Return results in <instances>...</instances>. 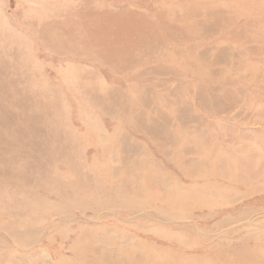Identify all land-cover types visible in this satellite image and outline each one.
<instances>
[{"label":"rangeland","instance_id":"374dc122","mask_svg":"<svg viewBox=\"0 0 264 264\" xmlns=\"http://www.w3.org/2000/svg\"><path fill=\"white\" fill-rule=\"evenodd\" d=\"M52 29L84 32L77 41L90 34L100 45L57 52L41 40L43 35L59 45ZM17 48L62 93L57 106L69 110L60 123L79 134L74 152L88 165L105 162L98 175L110 204L48 218L63 198L48 192L49 184L35 185L33 195L45 211L37 206L26 219L43 228L30 244L11 233L14 242L0 241L6 258L18 264H116L111 259L126 253L144 263L174 264L184 254L194 263L264 264V0H0V61L17 66ZM86 70L93 72L85 78L105 109L100 100L86 101L72 83L86 82L80 79ZM27 71L37 75L30 62ZM84 109L91 120L81 117ZM29 199L16 197L8 211ZM201 200L213 204L204 207ZM85 230L102 239H131L121 238L126 250L106 241L74 245ZM7 250L17 258L7 257ZM104 255L109 261H101ZM0 264H9L2 253Z\"/></svg>","mask_w":264,"mask_h":264},{"label":"bare ground","instance_id":"6f19581e","mask_svg":"<svg viewBox=\"0 0 264 264\" xmlns=\"http://www.w3.org/2000/svg\"><path fill=\"white\" fill-rule=\"evenodd\" d=\"M49 15H51V13ZM53 15L56 18L58 13H53ZM61 16H63V14L59 15L60 18ZM49 31L51 36H59V43L61 45H51L50 40H46V38L44 39L43 35H41V40L44 41V44L47 48L57 52L66 53V51L76 50L79 53H82L85 49L94 50V48L97 47L95 45H100L98 43L100 38L90 37V34L85 36L84 41H77L76 37L78 35H82L84 37V32H80L78 35L71 32L67 33L68 35H62L58 34L56 29ZM42 33L46 34V31ZM17 49L18 50H16L15 53H18L21 60L17 62V66L10 64L7 59L0 61V205L4 206L2 211H0V217L3 218L7 216L8 218H11L8 223L0 219V224H3L2 228L7 232V236L0 237V241H4L5 238L10 240L11 233V235L14 236V238L19 242L30 244L31 236L38 230H41L43 226L37 225L39 227H33V225H30L32 222L29 223L30 219H26V217L29 218L30 213H32L31 210L35 209L37 206H40L39 209L41 212L45 211V207L41 203L42 200H37L33 195V188L35 185H45L48 187L49 184L52 187L49 188L48 192L51 193V189H53L59 192L63 198L60 203L58 201L57 205L52 206V209L48 210V218L52 216L53 212L59 214H68L72 211H75L76 209L84 211L89 205L100 208L104 206L105 203L110 204V202L108 200L109 197L105 196L109 192V188L104 184L103 181L101 182L99 180L98 175V168H104L103 165L105 162L104 164L101 163L99 167H96L97 164L95 162L88 165L84 163L82 154L79 156L76 154V152H74V149L77 148L76 145H78L79 134H77V132L75 133V130H73L71 126H66L65 124L63 125L60 123L62 119L67 118L66 112H68L66 111V109H68L66 108V105H63L64 107L60 106L62 105L63 100V98H61L62 93L60 94L59 91L55 89L54 84L47 82L45 77L40 75L41 70L40 68H37L39 63L35 62L33 58L31 59L30 54H24L19 48ZM97 58L96 60H99ZM102 58L103 57L100 58L101 61ZM103 61L105 62V59ZM28 62L31 63L32 70L37 72V75H33L32 73L30 74L27 71ZM18 71L20 72V75L17 76ZM88 72L92 71L86 70L82 73V75L80 73V79L82 78V80H87L85 77L91 76L90 74L93 73ZM72 83L77 88L80 87V90L78 91H81L87 95L88 98L86 101L88 100L97 102L100 100L98 99V94L100 93L94 89L95 84L93 86L92 80H87L86 82H78L76 80ZM30 90L35 93L33 97L29 94ZM104 90L105 91H103V93L106 95L108 90L105 88ZM109 94L111 95L113 93ZM99 102L105 109L104 100H100ZM59 103L61 104L57 106ZM17 106H20L22 109L16 108ZM89 114L90 113L87 109H84L80 112L81 117H87ZM88 118L91 120L89 116ZM88 118H84V120ZM22 122L24 124H22ZM88 130L89 129H87L86 134L89 133ZM155 131H157V129H155ZM161 131H165V135H167L165 128H163ZM94 141L96 140H93V142ZM83 143L84 142L81 144ZM192 152L199 154V152L195 150ZM186 153H188V150ZM128 158L129 156L127 155V158H125L124 161L128 162ZM58 160L62 162L64 161L66 164V172L61 170L59 171L58 167L56 166V162H59ZM223 162H225V160ZM178 165L183 171H189V169L185 167L184 163L178 162ZM191 176L195 177L194 175ZM151 178L152 183L155 182L154 175H152ZM158 184L161 186L160 183ZM167 192L168 191H166V193ZM22 196L23 199L24 196L27 199H31H29L28 202H20L24 203V205L19 206L16 211H8V208L12 207L13 205V200L16 199V197L21 199ZM184 199L185 197L182 200ZM186 199L189 200L188 198ZM64 202H66V207L62 206ZM189 202L191 203V201ZM200 203V205L203 204L204 207H211L213 201L201 200ZM17 213L21 216L18 221H16ZM61 219L62 218H60V220ZM22 225L30 226L28 228L24 227V229L21 230ZM42 225L45 224L42 223ZM82 228H84V226ZM61 229L63 233L65 231L64 226ZM88 235L89 234L87 233V230L79 234L74 240V245L79 243H89L93 245L96 242L101 241L102 243L106 241L107 243H113L117 245V247L123 249L125 248L126 250L128 245L121 241V238L126 240L131 239L125 234H120L118 239L114 237V235H111V237L108 239L105 237L102 239L96 236L94 237ZM14 238L11 239L13 242ZM0 253L4 254V258L7 259L9 264H18L19 261L17 262V260L13 259V257L6 258L5 250L1 249ZM10 254L12 256L14 255L13 250H7V257ZM125 254V257L121 256V258L118 260H111L116 264H149L142 262V260H140L138 257L131 258L128 256V254ZM124 258L126 259L124 260ZM109 259L110 257L104 255L101 261L106 262L109 261ZM127 260H129L128 263H126ZM177 260L180 262L174 264H209L205 258H201L197 260L198 262L194 263L191 258L185 257L184 254H181Z\"/></svg>","mask_w":264,"mask_h":264}]
</instances>
